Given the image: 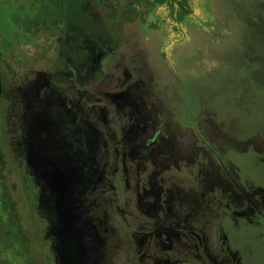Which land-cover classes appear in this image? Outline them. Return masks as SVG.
Here are the masks:
<instances>
[{"label":"rangeland","instance_id":"374dc122","mask_svg":"<svg viewBox=\"0 0 264 264\" xmlns=\"http://www.w3.org/2000/svg\"><path fill=\"white\" fill-rule=\"evenodd\" d=\"M58 2L61 4L57 5ZM233 6L234 18L230 15L228 21L233 19V23H239L238 17L244 28L232 31L230 35L234 40L222 49L238 51L237 69H226L228 74L221 76L220 83L208 77L213 86L207 90L210 83L206 81L199 97L203 107L214 113L222 131L239 142L264 131V89L259 88L264 87V65L250 60L258 57L264 61V0H234ZM146 7L141 3V9ZM240 9L248 11L246 19ZM216 11L221 18L219 10ZM126 23L122 24L119 38L124 44L116 53L130 49L139 41H135L140 34L137 22ZM187 28L184 40L194 30L199 46L210 41L198 28ZM71 32L61 0H0V143L5 161L0 190L7 189L15 202L35 261L125 264L123 259L131 257L133 245L122 239L124 228L118 220L116 226L120 228L111 224L115 221L113 213L116 218L121 216L116 206L120 202L118 179L122 176H112L108 155L104 153L102 134L106 129L102 126L105 123L101 114L95 116L103 107L105 88L114 86L113 77L119 78L121 74L108 72L106 66L116 62L108 63V60L106 63L104 59L95 65L94 72L74 70L71 74L64 60L72 46ZM132 35L135 37L127 45ZM153 35H149L150 46H153ZM147 36L144 34L143 38ZM246 38L249 41L246 42ZM99 39L89 35L85 41L87 48L98 45L105 49L101 45L104 39L100 42ZM69 43L71 46L67 47ZM191 47L192 40L184 46L180 61L185 63L186 73L199 59L195 56L197 59L193 60V55H187ZM246 48L251 51L249 54ZM157 50L159 52V47L153 48L149 63L157 83L162 82L164 87L155 92L161 95L159 99L175 107L173 119L184 127L191 103L186 85L191 84L179 72L175 74L178 80L169 82L173 79H166L163 73L166 65L159 63L162 56ZM220 58V61L227 59ZM221 72L223 74V70ZM227 82H230L229 90H224ZM94 120L96 128H89L87 123L94 125ZM107 126L115 129V122L110 120ZM232 161L242 181L255 183L254 193L260 191L243 199L237 210L232 209V217H229L234 225L222 218L224 224L220 226L218 237L229 249L209 251V258L204 260L206 264H212V258L216 259V264H264V149L237 153ZM28 175L30 182L26 179ZM30 191L32 200L28 197ZM118 237L122 238L114 248L110 243ZM133 252L138 264H150L152 248L149 245ZM130 263L136 264V259L126 262Z\"/></svg>","mask_w":264,"mask_h":264},{"label":"flooded vegetation","instance_id":"af4514ba","mask_svg":"<svg viewBox=\"0 0 264 264\" xmlns=\"http://www.w3.org/2000/svg\"><path fill=\"white\" fill-rule=\"evenodd\" d=\"M155 2L152 1V14H148L147 8L142 12V20L133 21L137 22L140 34L135 40L139 41L130 49L116 53L124 44L119 39L122 35L118 33L114 35L115 38L108 35L99 39V42L104 39L101 44L105 47L103 50L98 45L87 48L84 42L85 61L90 60V63L74 65L72 59L66 58L65 64L71 74L74 70L94 72L95 65L104 59L106 63L108 60V63L116 62L111 66L107 64L108 72L115 74L119 71L121 74L119 78L116 75L113 77L114 86L105 88L103 107L95 115L101 114L105 123L102 126L106 129L102 134L104 153L109 156L106 157L112 168V176H122L118 179L120 202L116 206L121 216L116 218V213H113L115 221L111 224L116 228L122 224L125 237H118L110 244L115 248L120 238L132 243V254L123 259L125 264L133 259L138 264L133 251L138 252L145 244L152 248L150 264H206L204 259L209 258V251L229 249L227 244H221L218 237L220 226L224 224L222 218L234 225V221L230 220L231 212L238 209L243 199L259 190L254 193L256 184L251 181L249 184L247 179L245 183L242 181L232 156L249 153L251 149H264V131L239 142L233 140L222 131L220 123L216 124L214 113L203 107L199 97L207 82L210 83L208 77L220 83L221 76L228 74L226 69H237L238 51L222 47L234 40L231 32L241 31L244 24L238 17L239 23H233V19L228 21L230 15L234 18V0H186L188 4L183 3L186 13L183 10L178 13L184 14L181 19L178 14L166 13L159 5L160 0ZM216 10H219L221 18L216 15ZM240 13L245 15V19L249 15L245 9H240ZM217 21L222 23L218 24ZM133 22H123V25ZM188 26L198 28V32L210 41L199 46L198 38L193 35L194 30L184 40ZM144 34L148 36L143 38ZM152 34L153 46H150L148 39ZM134 37L132 35L127 39V45ZM190 40L192 47L187 55H193V60L196 57L199 59L186 73L185 63L180 61L184 55L183 48ZM72 46L81 48L73 42ZM156 46L159 47L158 55L162 56L159 63L166 65L163 72L167 75L166 79H173L169 82L178 80L175 74L179 72L191 84L186 85V94H189L191 101L190 120L187 121L185 117L184 127L173 119L175 107L166 104L163 98L159 99L161 95L155 92L164 87L161 81L157 83L156 74L149 63ZM245 51L248 54L251 52L247 48ZM136 52L142 55L136 56ZM204 54L208 55L206 59ZM216 55L227 59L220 61V56ZM250 60L264 65V61L258 57ZM226 84L224 90H229L230 82ZM212 86L208 84L207 90ZM188 88L191 90L188 91ZM259 88L264 89L263 86ZM107 114H110L109 118L105 117ZM95 120L98 122V118ZM95 120L92 121L94 125L87 123L89 128H96ZM110 120L115 122V129L108 128ZM116 160L118 162L115 163ZM117 220L120 227L116 226ZM211 262L217 263L213 258Z\"/></svg>","mask_w":264,"mask_h":264},{"label":"trees","instance_id":"16d2710c","mask_svg":"<svg viewBox=\"0 0 264 264\" xmlns=\"http://www.w3.org/2000/svg\"><path fill=\"white\" fill-rule=\"evenodd\" d=\"M65 5L70 41L81 46L76 49L72 46L65 53L66 58L77 63L87 62V54L84 42L89 35L104 38L120 33L123 22L142 20V12L148 8V14H152L154 0H61ZM186 0H160V6L164 11L177 15L179 10H184L183 3ZM156 0L155 3H157ZM141 3L147 5L141 9ZM61 4V3H57ZM184 4V5H185ZM191 11V9H190ZM163 14V12H162ZM181 19L184 14H178ZM71 43L68 44L69 47ZM68 66V65H67ZM1 141V140H0ZM5 166L0 143V177ZM30 182V175L26 178ZM29 199H33V192L28 193ZM38 232V231H36ZM31 243L27 239L22 227L21 219L17 214L15 202L7 189L0 190V264H48V260L37 262L32 255Z\"/></svg>","mask_w":264,"mask_h":264}]
</instances>
